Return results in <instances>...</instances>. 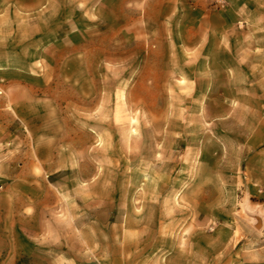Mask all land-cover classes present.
<instances>
[{"label":"rangeland","instance_id":"rangeland-1","mask_svg":"<svg viewBox=\"0 0 264 264\" xmlns=\"http://www.w3.org/2000/svg\"><path fill=\"white\" fill-rule=\"evenodd\" d=\"M258 1H228L225 33L161 0L21 4L0 47V196L30 162L16 206L51 253L17 264H264Z\"/></svg>","mask_w":264,"mask_h":264},{"label":"crops","instance_id":"crops-1","mask_svg":"<svg viewBox=\"0 0 264 264\" xmlns=\"http://www.w3.org/2000/svg\"><path fill=\"white\" fill-rule=\"evenodd\" d=\"M25 1L27 2V6L29 7L31 0H0V34H4V37L0 39V42H2L0 43V47H4L7 49L11 48L10 50L15 47V43L17 41L15 37L16 34L19 33L21 26V22L19 21V7L21 6V4H25ZM131 1L133 3L137 2L139 6L143 8L145 1L147 0ZM161 1H163L164 4H169L172 2L171 13L165 15L180 16V13L183 12V10H186L188 13L190 12L197 16L200 15L201 17H203L205 20H203L202 23L199 22L198 25H193L194 29H197V31L216 33H225L228 31V26L226 25V23H224L223 18L227 17L228 6H231L228 1L231 2L232 0H194L196 3H193V0ZM197 2H200V5H202L201 8H198L196 6ZM258 2L260 3V7H264V0ZM178 3L181 4L182 7L178 6ZM191 3H193V5ZM184 4L187 6L186 8H183ZM142 12L144 13V10H142ZM207 20L209 21V23H207ZM26 21L23 22L22 25H27V31L30 33L34 30V22L31 20L30 15H28ZM211 22H216L218 23V25H213L211 24ZM75 25H78V22H76ZM174 31L176 30L174 29ZM217 44L218 43H215L214 48H218ZM254 44L255 45H253V48H264V41ZM220 45L221 46L219 47H222V43H220ZM6 53L9 54L12 53V51H7ZM1 58V64L12 63V61L9 60L8 55H2ZM207 91L208 90L204 91V93L207 94ZM241 101L243 102L241 106H244L243 104L245 100L241 99ZM248 105L249 107H251V111H256L264 108V104L261 105L257 102H253ZM35 151L36 150L34 149V152ZM31 152L32 151L30 148V143H28L27 149L24 153L26 156H31ZM37 152L40 156L52 155L51 151H47L45 149H39ZM34 179L35 177L31 174L30 170V162H28V168L26 171L24 170L21 174H15L12 177L11 182L6 183L1 187V190L6 191L11 195L9 196L8 194H2L0 196V264H17L18 258L20 257L21 253L27 255L28 257L35 255L36 251L38 253L41 252L44 255H50L51 253L48 250L36 247L37 241H40V238L43 235L40 236V234H36L34 229H32V227H29L31 225V217H24V210L29 203L23 201V205H21V207H18V210L16 206V201L21 198L19 194L25 192L28 194L34 188L32 185ZM29 199L30 197H27V201H29ZM21 217L24 218V220H27V228L20 225ZM49 264H51V261L49 262Z\"/></svg>","mask_w":264,"mask_h":264}]
</instances>
